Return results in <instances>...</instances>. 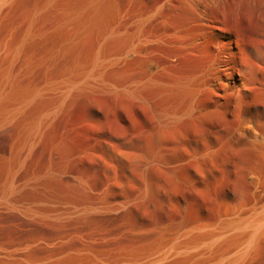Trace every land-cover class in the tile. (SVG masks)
<instances>
[{"label": "rangeland", "instance_id": "374dc122", "mask_svg": "<svg viewBox=\"0 0 264 264\" xmlns=\"http://www.w3.org/2000/svg\"><path fill=\"white\" fill-rule=\"evenodd\" d=\"M14 1L0 15V64L29 31L17 89L46 95L0 132V264H264L263 232L239 263L241 227L221 247L207 238L264 211V0L210 10L214 35L249 52L244 103L194 110L163 145L160 108L174 107L160 89L197 80L212 58L202 38L211 29L192 6L101 0L88 20L85 0ZM245 115L258 125L250 139L233 134Z\"/></svg>", "mask_w": 264, "mask_h": 264}, {"label": "bare ground", "instance_id": "6f19581e", "mask_svg": "<svg viewBox=\"0 0 264 264\" xmlns=\"http://www.w3.org/2000/svg\"><path fill=\"white\" fill-rule=\"evenodd\" d=\"M12 0H0V15L1 13L7 9L6 6H9V3ZM100 1L101 0H85L83 3V7L82 10H88L89 14L87 16V19L90 20L93 16L97 15V10L100 7ZM177 0H163L161 2V6L159 8L161 9H169L170 7L172 8V6L174 5V3ZM180 2H182L183 4H186L188 6H192V8L195 10V12L197 13L199 19L201 20L202 24L205 25L207 28L210 27L211 31H208L203 38V40L207 43V45L211 46L213 51H212V58L210 59V61L207 63V65L204 67V69L201 71V74L199 76V78L197 80L194 81V79L191 78H187L185 80H180L182 81L181 83L178 84H173V85H168L169 83H166L167 81L162 82L166 86L165 88H163L162 90L160 89V94L162 95V99L165 101L166 99H170V102H172L174 105L176 103V105L174 106L173 104H171L172 107V112L171 113H165L164 108H168V107H162L160 108V120H161V127L160 128V132L159 134V138H158V142L160 145H163L167 140H170L169 136L171 135L172 138V134L174 132L177 131V129H180L181 125V120L186 119H192V113L194 110H198L199 112L203 111L204 113H206L205 111H209L212 109H216L219 106H223V105H228V104H232L234 102H237V104H243L244 100H246L245 98L248 95L249 92V84L251 81H253L254 79L251 76V70H250V61L246 62L249 56V52L246 55V51L245 48L239 46L238 41L235 40L234 38H231L229 41H225L224 39L220 38L218 35H214L213 28L215 27V19L211 16V8L213 6H217V4L219 2H221L222 0H179ZM224 1V0H223ZM229 1V0H228ZM235 1V0H234ZM14 3H17L13 0ZM45 2V1H44ZM56 2V1H55ZM252 2V1H251ZM59 3V2H58ZM223 3V2H222ZM43 4V3H42ZM15 5V4H14ZM31 5V4H30ZM39 5H41L39 3ZM158 5V4H157ZM12 2H11V7L12 8ZM53 6V5H52ZM183 6V5H182ZM6 7V8H5ZM21 7V6H20ZM29 7V6H28ZM177 7V6H176ZM5 8V9H4ZM158 8V7H157ZM156 8V9H157ZM18 9V8H17ZM30 9V8H29ZM9 8L6 10L8 11ZM13 10V9H12ZM11 10V12H12ZM21 10V9H20ZM23 10V9H22ZM37 10V9H35ZM19 11V10H18ZM56 11V10H55ZM158 11V10H157ZM172 11V10H171ZM11 12H8V14ZM35 12V11H33ZM52 12V11H51ZM57 12V11H56ZM26 13V12H25ZM5 15V13H3ZM7 14V13H6ZM61 14V13H58ZM149 14V13H148ZM154 14V13H151ZM24 15L23 12L21 14V16ZM39 15V13H38ZM141 15V14H140ZM147 15V14H146ZM155 15V14H154ZM9 16V15H7ZM20 16V17H21ZM25 16V15H24ZM30 16V15H29ZM28 16V17H29ZM31 16H35L34 13L31 14ZM42 16V15H41ZM56 16V15H55ZM79 16V15H78ZM6 17V15L4 16ZM23 17V16H22ZM54 17V16H53ZM59 17V15H58ZM144 16L141 17V19ZM146 17V16H145ZM25 18V17H23ZM33 19V17H30ZM28 18V19H30ZM38 18V17H37ZM60 18V17H59ZM133 18V17H132ZM138 18V17H137ZM140 18V17H139ZM147 18V17H146ZM2 19V16H1ZM42 19V18H41ZM117 19V18H116ZM58 21V20H57ZM95 21V20H94ZM30 22V20H29ZM41 22V21H40ZM25 23V22H24ZM28 23V21L26 22ZM56 23V22H55ZM145 23V22H144ZM52 24V23H51ZM88 24V23H87ZM27 25V24H26ZM37 26V24H34ZM54 25V23H53ZM56 25V24H55ZM218 25V24H217ZM86 26V25H85ZM202 26V25H201ZM1 27V26H0ZM26 27V26H25ZM57 27V26H56ZM34 28V26H33ZM33 28H31L32 30H34ZM217 28V27H216ZM215 28V29H216ZM24 29V28H23ZM140 29V28H139ZM31 30V33H32ZM25 31V30H24ZM11 32V31H10ZM23 32V31H22ZM62 32V31H61ZM9 33V32H8ZM35 33H38L35 32ZM24 34V33H23ZM61 34V33H60ZM34 35V34H33ZM31 35V36H33ZM46 35V34H45ZM9 36V34H8ZM11 36V35H10ZM35 36V35H34ZM37 36V35H36ZM35 36V37H36ZM20 37V36H18ZM22 37V36H21ZM30 37V32L27 31L25 38L22 39V41L20 42V44L18 45V47H16L14 50H11V52H7V55H4V59H3V63L0 64V132L4 131L5 129H7L9 127V125L11 124V122L13 120H15V118L18 115H21V113L28 108L30 105H39V111L42 110L41 105L44 102V97L46 95V90L44 88H36L34 90H27V89H23L21 91H19L17 89V84H16V75L15 72H18L20 70H17L18 67H16L17 71H14V64L16 63V61L19 59L18 57L20 54V50L23 46V44L25 43V41L27 40V38ZM134 37V36H133ZM142 37V36H141ZM198 37V36H197ZM7 38V36H6ZM33 38V37H32ZM10 39V38H9ZM5 41V40H4ZM3 41V42H4ZM7 41V40H6ZM19 40H17L16 42L18 43ZM28 41V40H27ZM13 42V41H12ZM199 42V41H198ZM201 43V41H200ZM1 45V44H0ZM6 44H2V46H4ZM8 45V44H7ZM1 46V47H2ZM11 46V45H10ZM15 46V44H14ZM132 47V46H131ZM6 48V47H4ZM3 48V50H4ZM8 48V46H7ZM31 48V47H30ZM31 50V49H30ZM128 50V49H127ZM6 51H9L6 49ZM26 50H24L25 52ZM129 51V50H128ZM133 52V51H132ZM4 53V52H3ZM6 53V52H5ZM30 53V52H29ZM130 53V52H129ZM126 54V53H125ZM128 54V53H127ZM1 56V55H0ZM23 56V53H22ZM246 56V57H245ZM24 57V56H23ZM28 57V56H27ZM3 58V57H0ZM22 58V57H21ZM30 58V57H29ZM247 58V59H245ZM28 59V58H27ZM21 60V59H19ZM208 60V59H206ZM26 61V60H24ZM248 61V60H247ZM1 62V61H0ZM32 62V61H31ZM18 64V63H17ZM25 64V62L23 63ZM153 64V63H152ZM154 65V64H153ZM156 66V65H155ZM158 66V65H157ZM164 66V65H163ZM185 66V65H184ZM172 67V66H171ZM23 69V68H22ZM27 69V68H26ZM29 69V68H28ZM24 71V70H23ZM185 71V70H184ZM27 72V71H25ZM22 75V72H19ZM180 73V72H177ZM257 73V72H256ZM25 74V73H24ZM182 74V73H181ZM189 75V73H187ZM172 75V74H171ZM176 75V74H175ZM183 75V74H182ZM19 76V75H18ZM23 77V76H20ZM19 77V78H20ZM173 77V76H172ZM177 80H178V76ZM183 77V76H182ZM255 77V76H254ZM169 78H171L169 76ZM175 78V77H174ZM173 78V80H174ZM186 78V77H185ZM157 79V78H156ZM168 79V78H167ZM181 79V78H180ZM200 79V80H199ZM18 80V79H17ZM28 80V79H27ZM172 80V78H171ZM170 80V81H171ZM199 80V82H198ZM157 81V80H156ZM175 81V80H174ZM179 81V80H178ZM257 81V80H256ZM24 82H26V80H24ZM194 82V83H193ZM27 83V82H26ZM175 83V82H174ZM252 83V82H251ZM25 84V83H24ZM44 84V83H42ZM170 84H172V81L170 82ZM66 89V88H65ZM128 90V89H127ZM48 91V90H47ZM61 91V90H60ZM134 91V90H133ZM253 91V90H252ZM53 92V91H52ZM157 92V90H156ZM142 93V92H141ZM158 94V93H157ZM158 94V95H160ZM210 95V96H214L215 100L209 102H202L200 99L203 98V95ZM158 97V96H156ZM161 97V96H160ZM158 97V98H160ZM157 98V99H158ZM205 99V96H204ZM211 99V98H210ZM252 99V98H251ZM159 100H157L158 102ZM161 101V99H160ZM159 101V102H160ZM207 101V99H206ZM59 102V100H58ZM156 102V103H157ZM162 102V101H161ZM246 104V103H245ZM57 105V104H56ZM170 105V104H169ZM167 105V106H169ZM157 106V105H156ZM164 106V105H163ZM165 106H166V102H165ZM233 106V105H232ZM250 106V104H249ZM35 107V106H34ZM55 107V106H54ZM56 108V107H55ZM248 109V108H247ZM226 110V109H225ZM159 111V110H158ZM219 111V110H218ZM222 111V110H221ZM246 109L244 110L245 113ZM156 115H157V111ZM220 112V111H219ZM218 112V113H219ZM30 113V112H29ZM45 113V112H44ZM43 113V114H44ZM195 113V114H194ZM193 114L195 115V118L197 119L196 115V111ZM216 113V112H215ZM225 113V112H222ZM248 113V112H247ZM43 114L39 115V118H41L43 116ZM203 114V113H202ZM209 114V113H208ZM207 114V115H208ZM206 114H204L203 116H205ZM206 115V116H207ZM210 115V114H209ZM221 115V114H220ZM237 115V113L235 114ZM202 116V117H203ZM223 116V115H222ZM231 116V115H230ZM240 116L237 117V119ZM195 118H193V120H195ZM225 118V117H224ZM158 119V117H157ZM230 119V118H229ZM233 119V118H232ZM45 120V119H44ZM158 120V121H160ZM192 120V121H193ZM227 120V119H226ZM231 120V119H230ZM43 121V119H42ZM41 121V122H42ZM191 121V122H192ZM188 122V121H187ZM201 122H203L201 120ZM228 122V121H227ZM13 123V122H12ZM190 123V121L188 122ZM184 124V123H182ZM192 124V123H191ZM212 124V123H211ZM160 125V124H158ZM12 126V125H10ZM179 126V127H178ZM182 126V125H181ZM186 126V125H185ZM192 126V125H191ZM256 126L257 125V121L251 117V116H242L239 119V127L234 131V136L235 135H240L238 136L239 138L241 136H243L242 138H249L250 136H252L253 134H255L256 132ZM160 127V126H159ZM187 127V126H186ZM193 127V126H192ZM209 127V126H208ZM233 127V126H232ZM236 127V126H235ZM12 128V127H11ZM40 128L39 126V122H37L32 130H35V132ZM158 128V127H157ZM191 128V127H190ZM196 128V126H195ZM183 129H185L183 127ZM187 129V128H186ZM185 129V130H186ZM194 130V129H193ZM259 130V129H258ZM189 131V130H188ZM198 131V129H197ZM6 132V131H5ZM26 132V130H25ZM178 132H182V130L178 131ZM193 132V131H191ZM210 132V131H209ZM232 132V130L230 131ZM258 132V131H257ZM27 133V132H26ZM25 133V134H26ZM157 133V132H156ZM206 133V132H205ZM211 133V132H210ZM214 133V131H213ZM177 134V132H176ZM184 134V133H183ZM187 134V133H186ZM203 134V133H202ZM208 134V133H207ZM257 134V133H256ZM260 134V133H258ZM179 135V134H178ZM182 135V134H180ZM199 135V134H198ZM198 135L196 136V138L198 137ZM204 135V134H203ZM261 135V134H260ZM259 135V136H260ZM158 136V135H157ZM183 136V135H182ZM195 136V135H194ZM193 136V137H194ZM185 137V136H184ZM183 137V138H184ZM202 137V136H201ZM204 137V136H203ZM255 137V135H254ZM257 137V136H256ZM255 137V138H256ZM35 138V136H34ZM155 138V137H154ZM186 138V137H185ZM200 138V137H199ZM236 138V137H235ZM237 138V139H239ZM251 138V137H250ZM249 138V139H250ZM264 138V137H262ZM176 141V137L174 138ZM174 139L172 140L174 142ZM187 139V138H186ZM201 139V138H200ZM257 139V138H256ZM255 139V140H256ZM157 140V137H156ZM155 140V142H156ZM196 140V139H195ZM236 140V139H235ZM254 140V138H253ZM152 141V140H150ZM233 141V140H232ZM154 142V141H153ZM236 142V141H235ZM250 143H254L253 141H251ZM249 143V144H250ZM167 144V143H166ZM174 144V143H173ZM252 145V144H250ZM255 145V143H254ZM149 146V145H148ZM147 146V147H148ZM159 147V146H158ZM151 148V147H149ZM160 148V147H159ZM173 148V146H171V149ZM170 149V150H171ZM150 150V149H148ZM153 150V149H152ZM158 150V149H157ZM165 150V148H164ZM167 150V149H166ZM169 150V148H168ZM161 151V149H160ZM163 151V149H162ZM166 156V155H164ZM237 222V221H236ZM236 222H232L229 223L228 225H225L221 228V230L216 231V233L214 234H209L207 235V238L209 237L210 239H216L215 241L219 240L221 237H223V241H224V237L225 234L230 230H234V228L238 229L239 227H241L244 231L242 233H244L243 238L241 236V240L239 239V241H237L241 247H243V252L241 253V255H239L236 260L234 261H241L242 259H245V256L247 257V255L249 256V251L252 252L254 250L255 244L258 243L259 241V236L262 235L264 233V211L259 215L256 216L255 218H253L252 220L248 221V222H240L236 224ZM234 223V224H233ZM227 224V223H226ZM235 229V230H236ZM241 230V229H240ZM263 232V233H262ZM227 235V234H226ZM235 235V234H234ZM240 235V234H239ZM206 237V236H205ZM231 237V236H230ZM235 237H238L237 235H235ZM204 238V239H207ZM228 237H226L227 239ZM202 239V238H201ZM200 239V240H201ZM220 239V240H221ZM232 239V238H231ZM196 240V239H195ZM199 241V238L197 239ZM228 240V239H227ZM238 240V239H237ZM213 242L214 244H212L211 242V246H214L216 242ZM231 241V240H230ZM233 241V240H232ZM231 241V242H232ZM197 243V241L194 242H189V244H183V245H178L176 246L175 249H180L181 247H185L188 245H193L194 243ZM219 241H217L218 243ZM222 243V241H220ZM226 242V240H225ZM225 242H223L225 244ZM236 242V241H235ZM234 242V243H235ZM216 243V244H217ZM218 243L217 247H221L220 244ZM226 243H230L229 241H227ZM195 245V244H194ZM223 245V244H222ZM227 245V244H226ZM224 245V246H226ZM253 249V250H252ZM249 253V254H247ZM164 255V254H163ZM167 256V255H166ZM242 262V261H241ZM223 264V263H221Z\"/></svg>", "mask_w": 264, "mask_h": 264}]
</instances>
